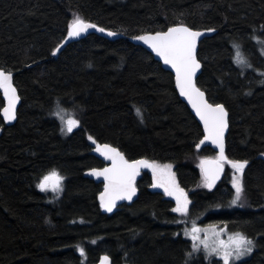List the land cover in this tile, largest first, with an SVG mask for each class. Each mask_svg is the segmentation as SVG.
<instances>
[{
	"label": "trees",
	"instance_id": "1",
	"mask_svg": "<svg viewBox=\"0 0 264 264\" xmlns=\"http://www.w3.org/2000/svg\"><path fill=\"white\" fill-rule=\"evenodd\" d=\"M76 17L126 38L181 24L214 29L198 45L197 86L228 111V159L248 161L239 204H229L231 167L214 189L205 186L199 163L215 153L196 149L202 130L172 75L148 52L89 33L52 56ZM258 40L264 41V0H0V69L13 73L21 98L12 126L0 117V264H96L103 254L112 264H220L190 255L182 217L152 190L148 175L138 181L132 204L102 214L101 185L83 176L104 166L91 153L90 136L129 160L172 165L191 201L189 216L224 221L252 239L250 257L235 264H264V158H258L264 156V45ZM234 45L251 67L235 62ZM58 109L79 121L68 136ZM53 170L64 179L58 199L37 188Z\"/></svg>",
	"mask_w": 264,
	"mask_h": 264
},
{
	"label": "snow or ice",
	"instance_id": "2",
	"mask_svg": "<svg viewBox=\"0 0 264 264\" xmlns=\"http://www.w3.org/2000/svg\"><path fill=\"white\" fill-rule=\"evenodd\" d=\"M96 27V25L76 17L68 26L67 36L69 38L80 37L82 33H86L89 29ZM98 30L101 32L105 31L103 28ZM208 31H214V29H209ZM107 35L115 36L116 33L108 32ZM202 35L201 31L193 30L191 27L181 24L169 27L164 32H157L154 35H142L135 37V39L142 40L157 57L163 60L165 65H169L175 70V84L180 96L186 98L195 115L202 122L204 139L200 141V144L210 141L219 149V155L215 160H201L200 162L205 186L210 189L214 187L226 163L230 164L236 173L239 174L233 179L235 195L232 204L237 205L244 194L243 173L248 161L228 159L225 154V132L229 126L228 111L221 103L209 102L205 92L197 86V73L201 69L197 53V42ZM257 43L264 45V41L258 40ZM234 48L235 62L243 68L251 67L239 46L234 45ZM261 50L264 51V47ZM58 52H60V47L53 51V55ZM12 80L13 75L11 72L0 70V90L3 91L7 100V106L3 108V117L6 121L16 119V104L19 101V96ZM56 115L62 122L65 121L63 109H58ZM136 115L143 122V115L139 108L136 109ZM78 126V120L67 119L66 128H62V131L71 133ZM89 139L93 144H96L95 150L104 159L111 161V167L93 169L90 173L96 177H103L105 181L104 192L100 195V202L101 207L106 211L111 212L118 200H132L137 192L135 180L143 167L152 170L155 180L154 187L163 188L166 195L174 197L176 206L172 211L180 216L188 215L191 201L184 189L176 183L175 176L171 171L172 165L161 166L145 159L129 160L116 147L109 144L99 145L91 136ZM197 147L199 148V145ZM62 181L63 177L53 170L43 177L38 184V188L41 191H47L51 188L53 192H60L63 190ZM200 231L201 229L195 226L191 230V239L194 241L193 251H200V247L197 246L199 244L208 257L216 256L222 261V264H234V261L251 254L255 246L252 240L240 233L230 236L227 242L220 240L215 232L212 233L210 240H200L197 236ZM79 250L81 255H84V249L80 248ZM104 261L106 264H110L109 257L105 256Z\"/></svg>",
	"mask_w": 264,
	"mask_h": 264
},
{
	"label": "water",
	"instance_id": "3",
	"mask_svg": "<svg viewBox=\"0 0 264 264\" xmlns=\"http://www.w3.org/2000/svg\"><path fill=\"white\" fill-rule=\"evenodd\" d=\"M91 24H92V23H91ZM99 28H100V27L97 26L96 28L89 29L86 33H82L80 37H76V38H69V37L67 36V34H66V37L63 39V41L61 42V44L58 46V47H60V51H61L64 47H66V46H68V45H70V44H72V43H75V42H77V41H79V40H82V39L85 38L89 33H95V34H97V35H99V36H101V37H103V38H105V39H108V40H117V39L127 40V41H129L130 43H132L133 45L138 46V47L144 49L146 52H148V53L153 57V59H154L155 61H157V62L161 65V67H162L163 70L169 72V73L172 75V77H173V81H174V88H175V90L177 91V94H178L179 99H180L181 102L186 106V108H187L188 111L191 113V115L194 117L195 121L197 122V124L199 125V127L201 128L202 133H203V125H202V122H200L199 118L195 115L194 110L191 108V105L188 104L186 98L180 96V94H179V90L176 88V84H175V70L172 69L169 65H165V64L163 63V60H162L160 57H157L156 54L152 51V49L149 48L148 45L145 44L142 40H137V39H135V37L126 38L125 36H123V35H121V34H117V33H116L115 36H109V35H107V33H108V32H112V31H107V30H105L104 32H101V31L98 30ZM166 31H167V30H166ZM201 32L203 33V35L198 39V42H197V50H198V45H199V43H200L202 40H204V39H206V38H209L210 36H212V35L214 34V31H208V30H201ZM113 33H114V32H113ZM154 34H155V33H149V34H144V35H154ZM141 36H142V35H141ZM137 37H138V36H137ZM59 53H60V52H58L56 55H52V56H53V57H56ZM0 70H3V69H0ZM5 72H6V71H5ZM11 73H12V72H11ZM200 74H201V69H200V70L198 71V73H197V79H198V77H199ZM12 75H13V73H12ZM12 83H13V80H12ZM13 86L15 87L14 83H13ZM15 88H16V87H15ZM16 92H17V95L19 96V93H18V90H17V89H16ZM0 98H1V101H2V107H1V109H0V117H1V119H2V122H3V124H4V127L12 126V125L16 122V119H17V112H18L19 106H20V104H21V98H20V96H19V101H18V103L16 104V119H15V120H11V121H6V120L4 119V117H3V108L7 106V100H6V98L4 97V94H3V91H2V90H0ZM206 98H207V96H206ZM1 130H2V129L0 128V134H1ZM227 131H228V129H227L226 132H225V138H226ZM203 139H204V133H203V136H202V139H201V140H203ZM201 140H200V141H201ZM200 141H199V143H198L199 148L196 146V149H197V150L201 149L202 147H208L209 149H211V150L214 151V153H215V158H206V159H204V160H215V159L218 157V155H219V149L216 147V145L212 144L210 141H205L203 144H200ZM97 144H99V145H103V144H106V143H97ZM109 145H110V144H109ZM95 149H96V144L94 145V147H93V149H92V151H91L92 155L95 156L99 161H101V162L104 164V166L101 167V168H92V169H88V170H86V171L84 172L83 176H84L85 178H88L89 180L95 182L96 184H100V185H101V191H100V193H99L98 196H97V201H98V204H99V207H100L101 213L104 214V215H112V214H113L116 210H118L122 205H130V204H132V203L136 200V198H137V196H138V189H137L136 195L133 196V198H132L131 201H128V200H118V201H116V206L113 208V210H112L111 212H108V211H106L103 207H101L100 195H101V193L104 192L105 181L103 180V177H96V176L91 175L90 173H91V170H93V169H102V168H105V167H111V161L104 159V157L101 156V155H100ZM258 158H264V156H259ZM141 159H144V158L135 159V160H141ZM145 160H146V159H145ZM225 166L231 167L230 164H227V163L224 165L223 171L221 172L220 176H219L218 179L216 180V183H215L214 187H212L211 190L214 189V188L216 187V185H217V184L220 182V180L222 179V177H223V175H224V171H225ZM231 168H232V167H231ZM149 172H152V170H151L150 168H143V167H142V168L140 169L139 175L136 177V180H135L136 185H137L138 181L140 180V178L142 177V174H144V173H149ZM200 172H201V175H202V177H203V173H202V171H201V168H200ZM203 178H204V177H203ZM136 188H137V186H136ZM209 189H210V188H209ZM173 198H174V197H173ZM105 256L109 257L108 255H105V254L100 255L99 258H98V260H97V262H96V264H106V262L104 261V257H105ZM109 259H110V264H112V260H111L110 257H109Z\"/></svg>",
	"mask_w": 264,
	"mask_h": 264
},
{
	"label": "rangeland",
	"instance_id": "4",
	"mask_svg": "<svg viewBox=\"0 0 264 264\" xmlns=\"http://www.w3.org/2000/svg\"><path fill=\"white\" fill-rule=\"evenodd\" d=\"M56 113H57V111H56ZM63 114L65 116V121L62 122L58 116L56 118L59 121V123L61 125V128H66V121H67V119H74V118L69 113H67L65 111H63ZM63 132L65 134H67V136L69 135L68 132H66V131H63ZM64 136H65V138L67 137L66 135H64ZM201 160H203V159L201 158ZM159 165L164 166V165H169V164H159ZM171 171L174 174L175 180H176V183H177V179H176V175H175L173 166L171 168ZM49 173L50 172H48L44 176L48 175ZM230 174H231L232 185H233V179H234V177L236 175H239V174L236 173V171L233 168H231V173ZM43 177H41V179L39 180L38 184L41 182V180L43 179ZM150 177H151V180H152L151 181V184H150V187L152 188V190L159 191V192L163 193L164 192L163 188H157V187H154L153 186L154 183H155V180H154V177H153V172L150 173ZM38 184H37V188H38ZM204 184H205V182H204ZM63 185H64V179L62 181V189H63ZM39 191H41V190L39 189ZM41 192H43L45 194H48V196H50L52 194L53 196H56L57 197L55 199H58V196L61 194L62 191H60V192H53L51 190V188H49V190H47V191H41ZM229 204L231 206H236V205H233L232 204V201ZM175 206L176 205H174V207ZM189 208H190V205H189ZM215 211H218V210L216 209ZM181 217H182L181 221L183 222V230H182L183 239L188 243L189 251H190L191 255H193V256L202 255L204 257V259H206V260H209V261H214L215 260L218 263L222 264V261L218 257H216V256L208 257L206 255L205 251L203 250V248L199 244L197 246L200 247V251H193V243H194V241L191 239V234H192L191 233V230H192V228L194 226L197 227V228H199V229H201V231L199 233H197V236L199 237L200 240H205V239H209L210 240L212 238V233L215 232V233L218 234V238L220 240L225 241V242L228 241V239H229L230 236H232L234 234H237V232L236 231H233V230H230L225 225V222L224 221H221V220H216V221L214 220V221H209V222H206V223L205 222H202L203 219H204V215L192 217V216H189V213H188L187 216H181ZM250 255L251 254L242 257L238 261H234V264L237 263V262H240L242 260H246L247 258L250 257Z\"/></svg>",
	"mask_w": 264,
	"mask_h": 264
},
{
	"label": "flooded vegetation",
	"instance_id": "5",
	"mask_svg": "<svg viewBox=\"0 0 264 264\" xmlns=\"http://www.w3.org/2000/svg\"><path fill=\"white\" fill-rule=\"evenodd\" d=\"M150 173H151V172H149V173H144V174H142V176H143V175H148V177H149L150 180H151ZM151 181H152V180H151ZM162 194H163V196H164L165 199H167V200L173 202V204L176 205V201H175V199H174L173 197L166 195L164 192H163ZM202 222H205V223L207 222L206 219H205V217H204V219H203Z\"/></svg>",
	"mask_w": 264,
	"mask_h": 264
}]
</instances>
